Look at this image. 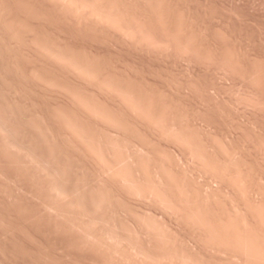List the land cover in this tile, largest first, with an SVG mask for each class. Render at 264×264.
I'll return each instance as SVG.
<instances>
[{
    "label": "rangeland",
    "instance_id": "obj_1",
    "mask_svg": "<svg viewBox=\"0 0 264 264\" xmlns=\"http://www.w3.org/2000/svg\"><path fill=\"white\" fill-rule=\"evenodd\" d=\"M0 264H264V0H0Z\"/></svg>",
    "mask_w": 264,
    "mask_h": 264
}]
</instances>
